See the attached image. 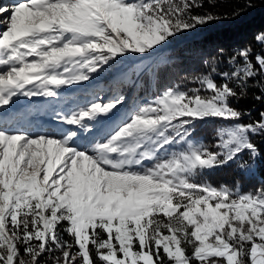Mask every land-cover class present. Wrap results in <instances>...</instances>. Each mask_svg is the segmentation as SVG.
I'll return each mask as SVG.
<instances>
[{"label":"snow or ice","instance_id":"1","mask_svg":"<svg viewBox=\"0 0 264 264\" xmlns=\"http://www.w3.org/2000/svg\"><path fill=\"white\" fill-rule=\"evenodd\" d=\"M201 6L0 4V264H264V186L245 192L239 181L233 188L196 179L229 164L257 171L261 151L252 137L264 136V110L245 123L250 110L230 101L249 88L264 101L261 52L253 62L250 47L239 49L228 68L198 77L199 88L168 87L128 114L118 110L122 94L108 103L93 97L60 116L75 131L17 126L26 118L18 95L59 97V86L113 71L127 55L216 19L192 14ZM255 39L264 44V33ZM208 121L216 122L210 144L193 138Z\"/></svg>","mask_w":264,"mask_h":264},{"label":"trees","instance_id":"2","mask_svg":"<svg viewBox=\"0 0 264 264\" xmlns=\"http://www.w3.org/2000/svg\"><path fill=\"white\" fill-rule=\"evenodd\" d=\"M168 1L161 0V3L167 7ZM258 1L262 4L261 8L254 6ZM170 2L182 6L184 0H170ZM197 2L202 6L192 7V14L210 13L216 19L206 25H198L194 30L179 32L177 37H169V41L151 52L135 53L128 62V67L125 61L129 58L127 55L125 60H121L116 69L111 72V76L103 77L101 81L104 79H109L111 82L120 81L122 83H116L115 89H118L119 85L124 89L126 86L128 92L124 94L123 90L121 93L111 91L108 95H104L105 98L119 94L126 95L129 101L126 108L130 112L142 101L157 97L168 87L178 86L184 90L199 88L198 77L208 74L213 66L221 71L228 68V58L239 49L250 47L253 62H255L254 57L257 52L264 54V44L255 39L258 34L264 33V0H197ZM245 10L247 11L244 12ZM249 11H253L256 15L245 19ZM242 14H244L243 19H239ZM244 19L245 22H241ZM140 60L147 61V64L136 66ZM219 79L218 76L215 77L216 82H219ZM95 87L97 84L93 85L94 89ZM114 87L105 88L102 85L101 90L107 92ZM140 93L143 95L138 99L137 95ZM254 93L258 94L259 90L249 88L245 98H241L239 102L230 101L233 107L241 111L250 110L251 116H243L242 122L247 123L251 119H259L258 113L264 110V101L255 100ZM215 123V121H208L197 124L193 137H203L210 144L214 135ZM252 140L261 151V156L257 161L259 167L254 174H245L235 164H229L205 171L203 175L196 178L197 181L207 180L214 186L225 184L233 188L239 181L242 185L241 190L245 192L250 189L255 191L257 187L264 186L261 183L264 181V136H253ZM241 159L247 161L248 153H243ZM65 238L70 239L67 236Z\"/></svg>","mask_w":264,"mask_h":264},{"label":"rangeland","instance_id":"3","mask_svg":"<svg viewBox=\"0 0 264 264\" xmlns=\"http://www.w3.org/2000/svg\"><path fill=\"white\" fill-rule=\"evenodd\" d=\"M3 3H11V0H0V4ZM169 1L167 2V4ZM260 1H258L254 6H257V8H261L262 4H259ZM253 8V7H252ZM251 8V9H252ZM256 8V7H254ZM249 10L248 8H246ZM245 10L244 12H246ZM257 10V9H256ZM242 12V13H244ZM253 15H256L253 11H249L247 13V19L248 17H251ZM244 14L239 17V19H243ZM237 19V21L239 20ZM245 19L242 20L241 22H245ZM3 30V25L0 24V31ZM179 33H177L174 37H177ZM171 37V38H174ZM169 41V39L167 40ZM165 44V42H162V45ZM161 46V44L154 45V50ZM130 51V50H129ZM153 49H149L147 52H151ZM118 55H124V54H118ZM135 55V53H131L125 61H127V67H128V62L132 59V57ZM142 64H147V61L140 60L136 66H141ZM111 72H107L103 74L102 76H93L88 81H82V82H74L72 85H63L59 86L57 89L60 92L59 97H45L43 95L40 96H33V97H25L22 95H18L15 98V104L16 107L19 108L22 112L25 113V119H22L17 125L18 127L23 128L25 131L28 132H35V131H40V130H45V131H51L53 129H71L73 131L77 130L78 126H73V125H68L66 122H61L60 116L64 115H71V112L77 111L79 106H84L88 104L90 100H92L93 97H97L95 102L97 103H108L112 102L109 98H105L104 95H108L111 91H114L117 93L121 90H123L122 93L126 94L128 90L126 91V86L125 89L121 85H119L118 89H115V84H121L122 82L118 81H109V79H104V81H101L103 77H110ZM116 80V79H115ZM101 82V86L103 85L105 88L109 87H114L111 90H108L106 92L101 90V86L99 83ZM97 84V87L95 89L93 88V85ZM26 87H31V85H27ZM125 90V91H124ZM164 91V90H163ZM161 91L158 95L162 94ZM114 93V94H115ZM126 98L127 96L124 95ZM103 95V96H102ZM143 94L140 93L137 95L138 99L142 96ZM102 97V99H101ZM153 99H149L147 101H142L141 104L138 106L133 107V109H138V107L145 106L147 103L153 101ZM128 100L124 103L122 107L118 106V110L121 113L128 114V108H126L128 104ZM132 109V110H133ZM132 110L130 112H132ZM87 119V118H85ZM108 122H102L101 125H97V131H100L101 127L107 126ZM81 135H87L86 132H81ZM93 136H96V133L94 132L92 134ZM195 138V137H193ZM202 138V142L208 144V142L203 138V137H196V139ZM218 139V136L216 137ZM215 150V149H214ZM152 162H146L147 166H151Z\"/></svg>","mask_w":264,"mask_h":264}]
</instances>
